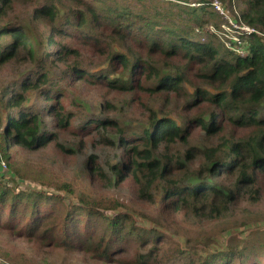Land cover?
I'll return each instance as SVG.
<instances>
[{
	"label": "trees",
	"instance_id": "1",
	"mask_svg": "<svg viewBox=\"0 0 264 264\" xmlns=\"http://www.w3.org/2000/svg\"><path fill=\"white\" fill-rule=\"evenodd\" d=\"M149 1L140 8L109 6L102 13L87 0H45L29 4L25 19L14 15V0H0V65L30 61L40 68L17 89H0V158L19 178L70 190L69 183L42 166L26 174L11 160V148L36 150L52 143L67 150L51 129L78 131L92 145L118 151L108 172L96 154L89 155L91 172L105 188L128 183L140 207L154 204V192L159 193V212L177 215L188 226L187 218L217 220L241 199L255 201L260 194L264 42L252 33L249 41L241 40L247 52L242 56L195 32L208 20L201 14L205 5ZM242 2L243 19L263 31L264 0ZM74 6H85L86 13ZM84 56L107 66L91 74L82 64ZM58 65L61 74L53 77ZM76 78L129 94L127 103L136 104L146 122L136 130L109 117L70 129L74 113L63 105L61 81ZM32 91L44 103L41 112L22 110ZM113 103L106 99L99 108L115 111ZM198 132L216 142H195ZM90 200L81 196L80 203L66 204L56 193L15 192L0 180V232L24 237L34 249L81 254L76 264H264V225L246 226L235 240L215 239L214 245L208 234L175 241L161 224L139 223L138 208L111 214L105 210L117 205Z\"/></svg>",
	"mask_w": 264,
	"mask_h": 264
},
{
	"label": "rangeland",
	"instance_id": "2",
	"mask_svg": "<svg viewBox=\"0 0 264 264\" xmlns=\"http://www.w3.org/2000/svg\"><path fill=\"white\" fill-rule=\"evenodd\" d=\"M89 3L96 6L98 12L105 13L109 6L126 5L130 8H140L143 4L149 5V0L139 2L137 0H87ZM161 1V0H160ZM179 7L187 5L199 8L205 5L204 11H201L202 17L206 20L202 26L194 27L195 32H202L206 40L219 42L225 49L237 52L240 55L242 50L240 44L233 45L229 42V36H234L231 24L228 18L221 15L213 6L214 0H175ZM200 1V3H199ZM202 1V4H201ZM224 9L227 11L228 17L237 18L242 22H246L242 17L244 4L242 0H218ZM39 2L44 3L45 0H14V15L20 18H28L29 4ZM166 3L167 0H162ZM188 2V3H185ZM161 4V3H160ZM163 5V4H162ZM200 5V6H199ZM178 7V8H179ZM86 13L85 6H74ZM63 11V8H60ZM205 12V13H204ZM212 13H214L212 15ZM87 15V14H86ZM89 17V15H87ZM90 18V17H89ZM247 23V22H246ZM256 28V27H255ZM263 33H261V32ZM264 42V30H257V36ZM252 39L251 35L244 38ZM115 47V46H114ZM232 47V48H231ZM119 52H124L123 48L117 47ZM83 66L91 74L104 70L107 66L106 62L101 61L97 57L84 56ZM59 67L53 69V77L59 76ZM48 67V66H47ZM40 70L35 63L30 61L18 62L10 61L4 65H0V89L3 87L18 88L20 81L27 75ZM61 86H64L65 97L62 99L65 109L74 113L73 123L70 126L77 127L82 122L88 119H103L114 117L118 121L126 122L128 128L139 130L146 122V117L139 114V107L136 104L129 105L127 100L129 94H120L115 92H107V88L96 86L93 83L76 78L74 81H61ZM106 99L111 100L114 109L117 110L102 111L99 107ZM113 100V101H112ZM44 105L38 92L32 91L28 93V99L25 102L22 110L24 112L42 111ZM158 108V107H157ZM3 115L6 109L1 108ZM15 109H7V111ZM45 122H50V118L43 115ZM53 120V118H51ZM48 124V123H47ZM51 128V125L48 124ZM58 136V142L67 147V150L59 149L54 144L49 143L46 147L32 150L22 148L20 146L11 148V160L19 168H23L26 174H31V169L42 166L49 170L57 177L59 182L69 183L70 190L66 187L58 189L55 186H45L39 181H35L33 177L19 178L12 174L7 166L3 171H0V180L14 188L15 192H36L46 190L47 192L56 193L61 196L66 204L80 203V197L92 199L90 201L104 200L107 203L111 202L117 205V209L105 210V213H117L130 209H137L140 213L135 214L136 220L139 223H144L145 226L158 227L162 225L176 241L186 237L195 239L200 234H208L220 242L230 239L235 240L239 237V231L246 226L264 225V178L259 181L261 186L259 197L255 200L241 199L240 203L236 204L232 209L222 216L220 219L207 222L201 220L199 223L192 218H187L186 222L190 225H185L177 216H163L161 210V195L154 192V204H144L143 207L138 205V201L129 187L128 183H122L116 188H105L91 172L92 162L89 159L90 154H96L97 160L108 172L109 165L117 162L118 151L111 148L107 144L92 145L91 141L84 134L70 133L68 130L59 131L58 128L51 129ZM75 130V129H74ZM204 132H198L194 135L195 142L209 144L211 138H203ZM96 140V139H95ZM211 142H216V138H212ZM116 154V155H115ZM7 165V164H6ZM253 194V193H252ZM140 204V203H139ZM194 222V223H193ZM81 254H70L58 248L42 247L37 249L33 247L31 241L24 237H17L12 234L0 232V263L21 262L22 264H61L63 259L66 264H76L80 260L77 257ZM264 259H262L263 263Z\"/></svg>",
	"mask_w": 264,
	"mask_h": 264
},
{
	"label": "built area",
	"instance_id": "3",
	"mask_svg": "<svg viewBox=\"0 0 264 264\" xmlns=\"http://www.w3.org/2000/svg\"><path fill=\"white\" fill-rule=\"evenodd\" d=\"M213 6H215V8L221 15L228 18L229 24H231L232 32L235 33L234 36H229V42L233 45L240 44V47L242 49L240 53L242 54V56H245L247 52L243 49V43H241V40H244V38L250 36L252 33H257L256 28L248 25L246 22H242L237 18L228 17L227 11L218 0H214ZM6 168V163L0 158V171L5 170Z\"/></svg>",
	"mask_w": 264,
	"mask_h": 264
}]
</instances>
